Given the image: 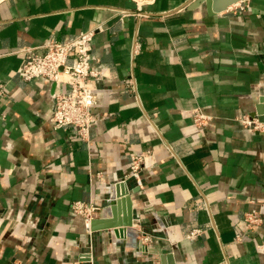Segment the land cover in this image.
<instances>
[{
	"label": "crops",
	"instance_id": "obj_1",
	"mask_svg": "<svg viewBox=\"0 0 264 264\" xmlns=\"http://www.w3.org/2000/svg\"><path fill=\"white\" fill-rule=\"evenodd\" d=\"M190 1L0 0V264H264V225L244 222L264 203V131L238 120L264 107V0L213 16ZM99 24L108 72L84 142L50 121L65 77L15 71L18 50ZM196 108L212 116L204 129ZM139 152L142 186L119 183ZM107 183L121 184L114 212ZM78 200L128 224L88 233Z\"/></svg>",
	"mask_w": 264,
	"mask_h": 264
},
{
	"label": "built area",
	"instance_id": "obj_2",
	"mask_svg": "<svg viewBox=\"0 0 264 264\" xmlns=\"http://www.w3.org/2000/svg\"><path fill=\"white\" fill-rule=\"evenodd\" d=\"M242 9L241 3L228 8ZM102 26L82 30L66 40L49 38L35 46L24 47L18 52L22 55L20 65L15 71L20 79L32 81L36 78H45L49 82H59L62 76L68 84L67 90L54 91L51 95L53 110L50 117L52 127L61 129L71 127L79 139L88 142L93 125L96 123L94 108L97 105V95L93 86L102 82L107 75L108 67L101 62L100 57L93 51L92 41L97 31ZM126 86L132 90L133 79L125 80ZM5 84L0 83V96L6 94ZM193 124L198 129H204L212 119V116L196 108L192 111ZM238 120L249 132L264 131V123L255 117L243 113ZM146 154L139 152L130 155L129 170L126 176L119 181L134 179L137 186H142L141 172ZM116 183H107L104 189L107 202L115 198ZM71 209L84 219L88 233H92L91 221L101 215V209L90 201H74ZM244 222L247 228L252 229L264 225V203L260 208H252L244 214ZM199 229H192L187 237L195 238ZM143 241H151L152 236L141 235ZM86 261L92 263L91 249L85 254Z\"/></svg>",
	"mask_w": 264,
	"mask_h": 264
},
{
	"label": "water",
	"instance_id": "obj_3",
	"mask_svg": "<svg viewBox=\"0 0 264 264\" xmlns=\"http://www.w3.org/2000/svg\"><path fill=\"white\" fill-rule=\"evenodd\" d=\"M248 0H191L189 3H187L190 7H198L203 5L205 12L208 15H216L218 13L224 12L228 10L229 7L236 5L238 3H246ZM186 5V6H187ZM253 116L257 117V119L264 123V107L259 104L255 106V110L253 112ZM121 184H118L115 186V198L110 200L108 202L109 205H111V210H114V202L116 198H118L122 193L120 191ZM114 212V211H113ZM114 216V213H112ZM128 223H117L111 218H95L91 221V229L92 230H98V229H107L110 230L118 225H127Z\"/></svg>",
	"mask_w": 264,
	"mask_h": 264
}]
</instances>
